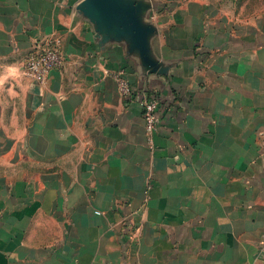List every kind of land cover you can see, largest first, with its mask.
<instances>
[{
	"label": "crops",
	"instance_id": "0c3cea01",
	"mask_svg": "<svg viewBox=\"0 0 264 264\" xmlns=\"http://www.w3.org/2000/svg\"><path fill=\"white\" fill-rule=\"evenodd\" d=\"M139 1L0 0V264H264V15ZM126 19L157 28L135 44L165 74ZM52 39L64 67L27 77Z\"/></svg>",
	"mask_w": 264,
	"mask_h": 264
},
{
	"label": "built area",
	"instance_id": "2783aa9c",
	"mask_svg": "<svg viewBox=\"0 0 264 264\" xmlns=\"http://www.w3.org/2000/svg\"><path fill=\"white\" fill-rule=\"evenodd\" d=\"M154 11L155 4L153 7ZM60 44V39H52L47 40L43 45L36 46L25 60V75L35 80L44 81L51 71L62 69L64 67L65 57ZM114 77L117 81L119 93L123 97L132 96L133 87L126 74L120 71L115 73ZM140 95L145 132L149 142H152L157 128V111L160 106V101L155 94L150 93L146 89H142Z\"/></svg>",
	"mask_w": 264,
	"mask_h": 264
},
{
	"label": "water",
	"instance_id": "95a60500",
	"mask_svg": "<svg viewBox=\"0 0 264 264\" xmlns=\"http://www.w3.org/2000/svg\"><path fill=\"white\" fill-rule=\"evenodd\" d=\"M138 7L140 8V11L144 17H146L149 12H153L154 4L152 0H140ZM121 27L126 34V36L124 34L123 41L126 42L127 45H130V51L136 52V50H138L142 52V54L135 56L138 58V60L142 59L144 62L143 69H141V74H165L166 68L164 66V61L154 56L153 52H151L149 42L143 41L138 45L135 44L136 38L145 36L148 39L154 36L156 34L157 28L152 25L150 21L145 22V25L140 27L130 19L124 20Z\"/></svg>",
	"mask_w": 264,
	"mask_h": 264
},
{
	"label": "rangeland",
	"instance_id": "374dc122",
	"mask_svg": "<svg viewBox=\"0 0 264 264\" xmlns=\"http://www.w3.org/2000/svg\"><path fill=\"white\" fill-rule=\"evenodd\" d=\"M175 0H155V11L160 7L171 8V4ZM211 11L216 14L227 15L230 19L233 17L247 19L249 17H259L264 15V0H202ZM170 2V3H169ZM169 3V4H168ZM157 21L159 18L154 16Z\"/></svg>",
	"mask_w": 264,
	"mask_h": 264
}]
</instances>
